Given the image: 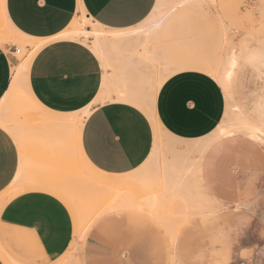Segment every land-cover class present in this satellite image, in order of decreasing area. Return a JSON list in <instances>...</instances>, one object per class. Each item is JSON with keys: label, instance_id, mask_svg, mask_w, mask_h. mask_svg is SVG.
I'll return each mask as SVG.
<instances>
[{"label": "crops", "instance_id": "1", "mask_svg": "<svg viewBox=\"0 0 264 264\" xmlns=\"http://www.w3.org/2000/svg\"><path fill=\"white\" fill-rule=\"evenodd\" d=\"M156 1H1L14 32L43 43L26 77L13 83L19 53L0 41V196L16 189L0 206V264H61L71 248L78 250L72 264H169L168 235L156 218L163 206L151 200L155 187L147 200L126 195L106 204L82 231L66 190L53 185L74 171L79 152L98 173L94 183L106 188L139 182L136 173L156 141L154 123L175 148L194 156L203 151L200 159L190 154L175 160L174 186L164 193L185 200L177 207L183 213L191 205L205 206L208 196L222 204V146L215 144L208 161L202 141L224 114L220 84L204 71L184 69L163 77L153 98L115 93L97 54L81 40L59 37L79 11L100 26L126 30L141 23ZM21 83L32 112L13 100ZM85 110L79 138L78 128L61 121ZM35 183L40 185L26 189Z\"/></svg>", "mask_w": 264, "mask_h": 264}, {"label": "rangeland", "instance_id": "2", "mask_svg": "<svg viewBox=\"0 0 264 264\" xmlns=\"http://www.w3.org/2000/svg\"><path fill=\"white\" fill-rule=\"evenodd\" d=\"M1 1L0 38L21 50L15 83L24 77L19 69L24 59L43 42L14 32L2 14ZM86 16L79 11L66 30H97L106 36L78 40L99 57L111 91L147 100L153 98L163 77L197 69L220 84L225 109L216 128L202 140L212 141L205 145L208 161L214 159L210 153L215 144L222 146V204L208 196L205 206L191 205L183 213L177 207L185 200L177 196L173 200L174 196L164 193L173 189L175 160L190 158V154L200 159L203 151L194 156L175 148L153 122L158 134L148 161L136 173L141 176L139 182L106 188L96 184L92 177L98 173L78 154L77 164L70 167L74 171L64 176L65 181L53 184L66 190L74 208L68 206L82 231L106 204L126 195L147 200L155 187L151 200L163 206L156 218L168 235L169 264H264V0H157L141 23L126 30L105 28ZM170 65L175 68L166 71ZM12 96L17 105L34 111L24 83ZM77 116L82 119L84 112ZM249 126L261 128L260 139L250 135ZM224 129L231 133L225 130L224 134ZM39 185L27 184L26 189ZM9 194L0 196V206ZM77 252L71 248L61 264H72L71 255Z\"/></svg>", "mask_w": 264, "mask_h": 264}, {"label": "bare ground", "instance_id": "3", "mask_svg": "<svg viewBox=\"0 0 264 264\" xmlns=\"http://www.w3.org/2000/svg\"><path fill=\"white\" fill-rule=\"evenodd\" d=\"M1 35V34H0ZM102 35H103V33L102 32H100V31H97V30H94V31H89V30H86V29H82V28H79V29H75V30H72V31H67V30H65V31H63L60 35H59V37H61V38H71V39H78V38H84V37H88V36H94V38L96 39V40H99V39H105V37H102ZM0 41L2 42L3 40H1V38H0ZM3 43V42H2ZM38 48H36L35 50H34V52H32L30 55H28L25 59H24V61H23V63L20 65V72H21V75L22 76H25V73H26V71H27V69H28V66H29V64H30V61H31V59H32V57H33V55H34V53H35V51L37 50ZM227 76H228V74H227ZM26 77V76H25ZM27 79V78H26ZM27 88V87H26ZM139 103V105L140 106H142V107H145L146 106V104L145 103H143L141 100L138 102ZM150 108V107H149ZM83 114V113H82ZM88 114V110H85L84 111V116H82V119H83V117H85L86 115ZM81 116V115H80ZM46 118V117H45ZM82 119H79V116H74L69 122H68V120H66V119H63L61 122H62V126L64 125H66L67 123H70L71 122V124L72 125H75L76 126V128H78V137L80 138V133H81V127H82V122L83 121H80V120H82ZM43 122V121H42ZM49 125H50V122H49ZM51 126H52V124H51ZM239 126V125H238ZM243 126H246V125H243ZM50 127V126H49ZM56 127V126H55ZM249 127H251V126H249ZM51 128V127H50ZM227 128H230V127H227ZM235 128H240V126L239 127H235ZM252 128V131H251V133H250V135L251 136H253L254 138L256 137V138H258V139H260L261 138V135H262V130H261V128H259L258 126H254V127H251ZM223 129V128H222ZM234 129V128H233ZM232 129V130H233ZM221 130V129H220ZM228 131V133H231V131H229L230 129H224V131ZM244 130H245V127H244ZM249 130V129H248ZM223 131V130H222ZM226 131L224 132V134H227L226 133ZM235 131V130H234ZM237 131V130H236ZM157 132V131H156ZM156 134H158V133H156ZM218 134V133H217ZM220 134V133H219ZM221 134H222V132H221ZM158 136V135H157ZM215 137V136H214ZM213 138V137H212ZM264 138V137H263ZM78 139V138H77ZM216 139V138H215ZM206 141H208V142H206L207 144H208V146L210 145V143L212 142H210V139L209 140H206ZM206 143L204 144V145H206ZM201 147V146H200ZM203 147V146H202ZM207 147V146H206ZM80 148V147H79ZM200 149V148H199ZM204 149V148H203ZM202 148L199 150V151H202L203 150ZM198 150V149H197ZM199 151H197V152H199ZM82 153H80L79 152V155H80V157L82 158V160L90 167V168H92L87 162H86V160H84V156H82L81 155ZM198 154V153H197Z\"/></svg>", "mask_w": 264, "mask_h": 264}, {"label": "built area", "instance_id": "4", "mask_svg": "<svg viewBox=\"0 0 264 264\" xmlns=\"http://www.w3.org/2000/svg\"><path fill=\"white\" fill-rule=\"evenodd\" d=\"M14 52H15V53H20V48H16V47H15V48H14Z\"/></svg>", "mask_w": 264, "mask_h": 264}]
</instances>
